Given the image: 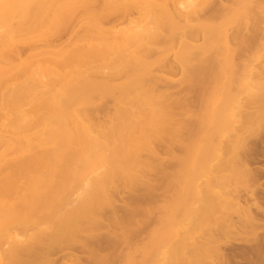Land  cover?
Instances as JSON below:
<instances>
[{
	"label": "rangeland",
	"instance_id": "rangeland-1",
	"mask_svg": "<svg viewBox=\"0 0 264 264\" xmlns=\"http://www.w3.org/2000/svg\"><path fill=\"white\" fill-rule=\"evenodd\" d=\"M157 2V24L138 7L106 10L97 0L59 25L48 16L34 22L13 45L0 42V93L15 88L14 101L0 104V201L28 194L29 175L43 170L32 165L9 185L10 166L21 159L6 141L18 131L39 140L37 128L17 116L34 111L48 90L30 77L39 65L56 68L60 59L100 51L79 69L83 82L73 93L79 104L72 108L92 135L111 132L120 112L132 106L124 98L138 88L158 111L111 174L108 164L80 166L79 177L69 174L58 187L62 172L47 173L53 195L44 199L51 207L40 230L13 228L20 242L12 259L6 255L11 240L0 236L1 261L264 264V0ZM89 11L98 14L96 25L87 26ZM137 25L148 27L140 64L123 65L120 54L101 49L102 40ZM101 29L107 33L101 36ZM57 82L52 78L50 85ZM135 105L140 109L141 103ZM149 108L142 111L149 114ZM16 141L25 147L24 140ZM32 151L47 150L35 143ZM98 180L103 188L95 187ZM54 207L76 224L69 230L58 225Z\"/></svg>",
	"mask_w": 264,
	"mask_h": 264
},
{
	"label": "bare ground",
	"instance_id": "bare-ground-1",
	"mask_svg": "<svg viewBox=\"0 0 264 264\" xmlns=\"http://www.w3.org/2000/svg\"><path fill=\"white\" fill-rule=\"evenodd\" d=\"M96 1L0 0V42L4 43V47L13 45L16 36L19 35L18 33L24 28L30 27V25L33 27L34 22L41 24L40 20L48 16L51 17L53 24H56L61 22L63 18L70 16L74 11L81 8L86 9V7ZM103 6L106 10L138 7L145 18H149L155 24L159 20L152 12L155 9L154 7L159 6L157 0H103ZM90 12L89 15L91 14ZM97 15L94 12L92 17H90L92 20L88 21L87 26L97 24ZM38 26L41 27V25ZM147 28V25L124 28L119 31L117 38L102 40L101 49L111 54H120L123 65H129L132 62L138 65L140 64L139 51L142 46H146V43L143 42V35L148 31ZM103 33L106 34L107 32L101 29L99 34L102 36ZM17 38L19 39L20 37ZM100 56V51H94L87 56L74 54L66 60L60 59L56 68L50 69L44 65H39L37 71L30 74L32 80H38L48 90L38 100L34 111H19L17 116L26 126L34 125L37 128L39 140L37 139L35 143L45 148L48 152L46 151L45 154L33 153L34 141L27 138L28 135L20 131L16 132L14 139L10 138L6 141L8 151L14 150L15 154L21 159L13 167L10 166L11 170L8 171L11 188L15 185L13 182L14 175L27 171L32 165H41L43 168V170L40 168L42 172L38 175H29L27 183L28 194L19 193L13 199L9 198L0 201V236L5 235L13 244L11 246L12 249H9L10 253H6L7 256L10 254L8 258L12 259V257H15L16 253L14 251L16 252L17 249L15 246L20 242L17 239V235L13 232V228L21 224L31 225L40 230V226L45 220L43 216L46 210L51 207V202L44 201V199L52 198L53 195V193L51 194L52 189L49 186V179L46 177L47 173L52 172L53 168L54 171L62 172V176H64L58 187L66 185L67 175L69 174L79 177L80 166L98 169L108 164L106 172L111 174L119 167L115 163L116 159L128 156V151L137 144V135L145 137L144 134L147 130L145 125L158 114V111L151 105L152 97L138 88L136 89L138 91L135 90L136 93L133 96L130 95L124 98V102L132 106L120 112L118 121L111 127V132L102 136L92 135L90 128L79 121L77 110L72 108L73 105L79 104V99L73 93L79 88L80 83L83 82L81 79L78 80L79 76L77 77L79 69L90 59H98ZM52 78H56L59 82L56 83V87L52 84L50 85ZM132 79L133 77L130 80ZM1 80L0 78V89L4 86ZM7 90L5 93H0L1 105L10 104L14 101L13 92L15 88L9 86ZM137 102L141 103L140 109L135 105ZM142 106L151 107L149 108V114L142 111ZM208 118L209 121L210 118L212 119V117ZM68 119L74 124L73 127H69ZM132 119L135 122H132ZM222 121L224 124L228 123L227 116L224 114H222ZM218 132L220 134L221 130ZM20 139L25 141V147L16 146V140ZM102 186L101 180L95 182L96 188H101ZM0 188V190H3L2 187ZM52 211L57 218V224L61 227L63 226L66 230L71 229L76 224V220L73 217L56 212L55 207ZM86 212L83 211L82 214ZM33 217H36V219ZM55 234H57V230ZM165 259L167 258H164L161 264H167ZM0 264H7V262L0 260Z\"/></svg>",
	"mask_w": 264,
	"mask_h": 264
}]
</instances>
